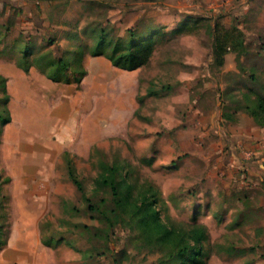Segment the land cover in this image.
<instances>
[{
	"label": "rangeland",
	"instance_id": "374dc122",
	"mask_svg": "<svg viewBox=\"0 0 264 264\" xmlns=\"http://www.w3.org/2000/svg\"><path fill=\"white\" fill-rule=\"evenodd\" d=\"M131 29L154 40L134 69L88 51L101 30L126 46ZM25 46V64L80 48L86 74L20 71ZM257 94L264 0H0V264H169L114 204L106 221L93 214L64 150L91 201L106 197L93 190L100 162H123L156 186L162 222L205 226L203 264H264V123L244 108Z\"/></svg>",
	"mask_w": 264,
	"mask_h": 264
},
{
	"label": "trees",
	"instance_id": "16d2710c",
	"mask_svg": "<svg viewBox=\"0 0 264 264\" xmlns=\"http://www.w3.org/2000/svg\"><path fill=\"white\" fill-rule=\"evenodd\" d=\"M148 30V29H147ZM127 45L124 46L106 45L107 41L102 30L100 31L93 47L88 51L92 55H104L114 66L122 69H134L140 62L147 59L152 52L154 40L149 34L150 31H140L139 34L129 30ZM237 43H242L237 40ZM105 45V47H104ZM224 43L216 38L214 42L213 55L217 63L222 62ZM27 47L16 64L19 68L27 72L31 66H37L41 71L53 81L80 83L86 74L83 66L84 51L80 48L72 51V62L67 58H56L48 51L34 55L28 63ZM71 64V78L66 72V68ZM6 92V87H4ZM8 95V94H7ZM7 95L6 98H7ZM252 104L244 105L249 114L264 123V96L257 94L251 100ZM10 120L7 108L5 115H0V121L5 124ZM63 158L66 165L67 177L80 192L81 197L87 201L88 208L93 214L101 219L107 220L108 214L104 208V202L114 204L118 212L123 216H128L132 220L138 221V228L144 240L152 241L160 247H168L169 264H203L202 259L205 254L203 242L206 239L207 231L201 223L193 222L190 225H178L175 222L166 225L159 216L156 207L158 190L153 184H138L137 180H130L124 170L123 162L112 161L100 162V168L93 179V190H102L106 195H97L95 201H91L85 193L83 181L76 173L71 156L67 150L63 151ZM5 243V239H0V249Z\"/></svg>",
	"mask_w": 264,
	"mask_h": 264
},
{
	"label": "crops",
	"instance_id": "0c3cea01",
	"mask_svg": "<svg viewBox=\"0 0 264 264\" xmlns=\"http://www.w3.org/2000/svg\"><path fill=\"white\" fill-rule=\"evenodd\" d=\"M19 68V67H18ZM20 69V71H23V72H25L24 70H22L21 68H19ZM224 160H226V159H224ZM230 213L228 214V217H230Z\"/></svg>",
	"mask_w": 264,
	"mask_h": 264
}]
</instances>
